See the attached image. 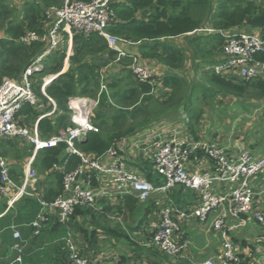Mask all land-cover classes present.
Masks as SVG:
<instances>
[{
  "label": "built area",
  "instance_id": "built-area-1",
  "mask_svg": "<svg viewBox=\"0 0 264 264\" xmlns=\"http://www.w3.org/2000/svg\"><path fill=\"white\" fill-rule=\"evenodd\" d=\"M113 1L115 0H64L60 6L46 7L43 10L45 32L38 35L29 31L17 39L24 44L41 41L43 44L41 51L30 59L17 78L5 77L0 84V145L5 138L18 137L29 143L33 152L63 144L67 153L79 157V163L74 169L67 170L60 162L52 164L51 169L61 174V189L52 200L39 199V212L31 222L34 232L39 231L42 221L55 214L57 221L67 226L66 234L61 238L63 264H115L107 259L91 263L81 253L68 223L75 208L90 207L94 211H99L101 207L99 202L102 198L116 201L118 198L132 196L143 202L156 193L165 194L176 184H180L197 195L198 203L187 210L176 209L169 203H157L159 219L157 225L153 226L147 244L167 255L180 257L188 244L186 240L179 239L180 222L186 218H193L205 223L208 217L213 215L211 227L221 237L220 251L216 256L218 264H237L241 259L236 252L235 243L227 232L232 227L226 226L225 217L220 215L219 211L227 207L234 216L244 215L256 221L264 231V209L254 204L255 191L251 186L252 179L264 171V153L254 154L245 146H239L236 152L229 153L215 141L191 145L173 137L153 140L150 144L133 141L136 151L139 150L146 155L153 164L154 172L163 178L159 185L147 180L122 157L120 149L125 142L124 138L114 142L101 154H87L77 149L74 142L84 138L89 132L98 131L91 118L94 116V109L101 94L107 91L106 84L100 77L95 97L68 98L72 126L60 129L56 134L46 138H42L37 130L38 120L52 115L56 110V104L44 90L50 77L43 76L40 92L52 103V108L44 111L43 101L33 90L34 75L43 69L48 57L60 49L65 41L70 45L74 35L89 33L100 35L108 47L116 52L113 62L119 64L122 59H127L129 69L139 81L154 80V72L144 63L142 57L138 53H128L120 46H116L117 42L120 45L127 42L108 33L107 28L113 15L110 3ZM218 32L224 43L222 58L211 68L214 73L226 77L236 75L244 80L259 75L264 77V61L254 57L256 53L264 52L263 36L252 31L236 33L233 30H218ZM24 106L40 112L32 128L21 125L17 118ZM197 151H202L209 159L211 163L209 170L201 172L187 170L186 161ZM33 183L29 185L34 190ZM221 185L227 187V190L217 191L216 187ZM26 187L27 179L21 185L14 182L10 176L9 162L0 154V194L8 196L11 191H16L32 195V191H27ZM7 202L11 205L13 197ZM13 235L18 238V231H14ZM203 264L214 262L207 259ZM250 264H256L255 260L250 261Z\"/></svg>",
  "mask_w": 264,
  "mask_h": 264
},
{
  "label": "crops",
  "instance_id": "crops-1",
  "mask_svg": "<svg viewBox=\"0 0 264 264\" xmlns=\"http://www.w3.org/2000/svg\"><path fill=\"white\" fill-rule=\"evenodd\" d=\"M115 3L121 6V4H125V0H115ZM135 15L138 18H142L141 15H143L146 19L147 13L144 15L143 10H140ZM237 30L247 31L249 29L239 27L233 31ZM194 32H205L206 34L217 32L221 36L218 30L215 31L209 27ZM194 32H190L188 35H192ZM168 41L174 43L184 53V65L176 73L184 77L188 83L198 81L203 71L212 70L213 65L222 58L221 51L214 55L215 62H211V57L208 56L202 59L192 57L190 45L185 43L183 36L168 38ZM120 48L128 53L139 52L138 43H124L120 45ZM62 51L64 57L60 70L44 76L50 77L48 84L57 74L67 71L70 67V58L74 52L73 39L70 45L65 41L60 49L51 54L46 65H49L53 55L58 56ZM108 57V50H103L96 56H92V59L101 64ZM90 58L87 57V59ZM217 59L218 61H216ZM144 63L155 74L154 79L157 84L152 90L154 97H156V92L159 96L160 90H166V88H162L161 79L171 69L153 58H145ZM194 67H197L196 71H194ZM98 74L106 83L112 77H123L125 71L122 69V65L110 61L98 69ZM232 76L237 77L236 75ZM193 95L192 105L191 108L186 109L187 113L183 112V107L179 108L170 112L167 117L155 120L137 133L124 137L125 142L120 149V154L130 167L135 168L154 185L160 184L157 182L158 180H162V183L163 178L154 172L151 160L139 150L136 151L133 141L150 144L153 140L173 137L191 145L215 141L229 153L236 152L239 146L247 147L254 154L264 153V98L242 102L235 97L223 94L203 95L200 90H195ZM42 98L46 99L44 95ZM42 98L40 99L42 100ZM44 106V111H48L52 108V103L46 99ZM25 108H30L28 113L22 111ZM29 111L40 113L38 110L24 106L17 118L21 125L32 128L38 116H30ZM197 113H199V117L194 120L192 116ZM56 115V112H53L50 117ZM190 118L195 122L192 123ZM7 139L16 140L20 147L24 145L30 147V153L22 159H14L5 155L4 157L9 162L10 176L14 182L21 185L27 179L26 190L32 191V195L20 194L16 191H11L8 196L0 194V264H63L61 259L63 241L61 238L65 236L67 226L59 223L54 214L49 216L50 220L45 222L42 231L35 233L31 222L36 218L39 210L32 220H24L26 216L30 215L26 207L29 205L25 203V199H33L39 205V199L46 200L48 189L51 191L59 189L58 177L54 174L53 169L41 170L36 167L34 162L39 155V150L33 152L32 146L21 138L8 137L4 140ZM3 141L0 145L1 155L6 149ZM64 152L66 151L64 150ZM62 155L58 162L63 163L66 168L67 161ZM186 168L189 172H201L209 170L211 163L202 151H197L190 155L186 161ZM30 183H33L34 190L30 188ZM251 186L255 191L254 204L264 209V171L252 179ZM216 190L224 191L227 190V187L221 185L216 187ZM10 197H13L11 205L7 202ZM159 202L169 203L176 209L187 210L198 203V197L191 190L185 191L182 186H174L165 194L156 193L143 202L132 196L118 198L116 201L102 198L99 205L101 206L102 203L105 205L99 207V211L91 210V215L88 214L85 220L83 215L78 214L73 219V226L70 224L69 228L72 229L76 242L80 249L86 252L84 255L91 263L107 259L115 264H203L207 259H211L214 264H218L216 256L220 251L221 237L211 227L213 215H210L205 223L193 218H186L180 222L179 239L188 242L186 250L180 257L167 255L147 244L153 226L157 225L159 219L157 214V203ZM219 214L224 215L226 226L232 227L227 232L235 243L236 252L241 259L237 264H250V261L253 260L256 264H264V231L262 227L244 215L234 216L227 207L220 210ZM175 215L174 212L173 216ZM105 227L115 230L107 232L104 230ZM14 231H18V238L14 237Z\"/></svg>",
  "mask_w": 264,
  "mask_h": 264
},
{
  "label": "trees",
  "instance_id": "trees-1",
  "mask_svg": "<svg viewBox=\"0 0 264 264\" xmlns=\"http://www.w3.org/2000/svg\"><path fill=\"white\" fill-rule=\"evenodd\" d=\"M10 1L0 0V84L5 77L17 78L30 59L43 47L41 41L21 43L17 40L19 36L29 31L38 35L43 34L46 29L43 10L64 3V0H22L20 10L17 11V7L10 5ZM110 4L113 15L107 28L108 33L129 44L138 43V54L143 60L145 58L159 60L171 71L165 73L161 79L162 88L166 90H160L159 96L154 97L152 89L157 84L155 79L139 81L129 69L128 60L122 59L119 64L125 71L124 76L112 77L105 83L107 91L101 94L94 109L91 121L98 131L89 132L82 140H76L74 145L77 149L87 154H101L122 137L137 133L155 120L167 117L170 112L182 107L183 112H186V109L191 108L195 90H200L203 95L208 96L216 94L232 96L242 102L264 98V77L261 75L244 80L233 76H220L212 70H205L198 81L188 83L184 77L176 73L184 65V53L174 43L168 41V38L183 36L185 43L190 45L192 57L202 59L208 56L211 57V62H215L214 55L218 51L222 52L224 39L217 32L206 34L194 31L204 27L215 31L245 27L264 37V0H125V4L121 6L115 1ZM140 10H143L144 15L147 13L146 19L143 15L142 18L135 15ZM190 32L194 34L188 35ZM73 50L68 70L57 74L45 86L46 95L56 104L54 112L57 115L44 116L38 120L37 130L43 138L73 125L70 120L68 98L95 97L99 87L98 69L116 57V52L96 33L74 35ZM103 50H108L109 57L100 64L92 59V56ZM63 57V51L58 56L53 55L49 65H45L34 75L33 90L39 98L43 96L40 92L42 77L58 72ZM254 57L264 61V52L256 53ZM194 68L196 71L197 67ZM42 100L46 102L45 98ZM29 109L25 108L22 111L28 113ZM39 114L36 111H29V115L33 117ZM198 117L199 113L192 116L194 120ZM192 118L190 121L193 123L195 121ZM3 142L6 149L2 156L22 159L30 153V147L26 145L20 147L14 139ZM39 151L34 164L41 170L51 169L52 164L58 162L62 154L67 161V170L74 169L79 163L77 155L64 152L63 144ZM54 174L58 177L59 189L56 191L48 189L46 200H52L61 189L60 172L54 171ZM25 203L29 205L26 207L30 215L24 220L30 221L40 207L30 198H26ZM91 210L90 207L77 206L68 223L73 226V219L78 214L83 215L85 220L88 214L91 215ZM102 218L104 220V217ZM47 220L50 219L41 222L39 233ZM104 230L108 232L115 229L105 227ZM80 250L82 254H86L83 249Z\"/></svg>",
  "mask_w": 264,
  "mask_h": 264
},
{
  "label": "rangeland",
  "instance_id": "rangeland-1",
  "mask_svg": "<svg viewBox=\"0 0 264 264\" xmlns=\"http://www.w3.org/2000/svg\"><path fill=\"white\" fill-rule=\"evenodd\" d=\"M22 2V0H11L10 1V5H15L16 7H17V11H19L20 9H19V7H20V3ZM198 77H200V75H198ZM157 94H158V92H156V97H158L157 96ZM225 102H227L228 100H224ZM221 106H222V102H221ZM152 166H153V164H152ZM184 189H185V191H188V189H186L185 187H183Z\"/></svg>",
  "mask_w": 264,
  "mask_h": 264
},
{
  "label": "water",
  "instance_id": "water-1",
  "mask_svg": "<svg viewBox=\"0 0 264 264\" xmlns=\"http://www.w3.org/2000/svg\"><path fill=\"white\" fill-rule=\"evenodd\" d=\"M247 31H249V30H247ZM235 32H236V33H240V32H245V31H240V30H237V31H235ZM116 46H120V43H119V42H117V43H116ZM80 140H82V139H80ZM176 186H177V187H179V186H180V184H176V185H175V187H176Z\"/></svg>",
  "mask_w": 264,
  "mask_h": 264
}]
</instances>
